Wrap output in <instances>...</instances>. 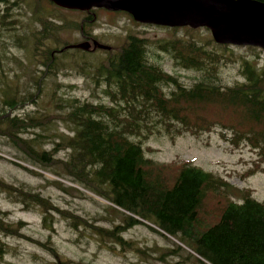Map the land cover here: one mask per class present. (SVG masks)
<instances>
[{
	"label": "trees",
	"instance_id": "16d2710c",
	"mask_svg": "<svg viewBox=\"0 0 264 264\" xmlns=\"http://www.w3.org/2000/svg\"><path fill=\"white\" fill-rule=\"evenodd\" d=\"M35 1L37 4L28 0H0V78L6 79L3 58L9 54L10 47L25 50L32 69L31 81L22 91L17 85L0 83L3 98L0 136L25 157L36 161L41 169L60 164L70 182L154 225L160 232L122 214L127 227L147 226L162 238L168 235L181 244L172 243L173 249L160 251L162 260L175 255L182 263L264 264V201H257L251 190L236 191L219 174L207 172L192 162L159 163L150 156L153 149L149 147V142L157 139L169 142L182 136L198 138L214 133L230 149L246 147L255 157L243 176L257 173L264 176V57L235 58L231 48L241 47L219 45L211 38L196 42L192 35L188 39L174 35L172 40L150 41L128 34L118 49L105 42H101L105 49H82L77 46L100 42L101 35L87 31L95 22L92 12L95 10L77 12L83 14L80 20L85 17L80 22H56L52 19L60 16L45 15L40 10L42 0ZM254 1L264 3V0ZM25 4L30 7L31 20L38 26L27 35L20 33V11ZM67 30L79 32L81 40L70 43L61 39L60 33ZM178 30L171 29L173 34ZM150 45L170 55L174 69L195 75L189 85L179 80L180 74L164 71L163 60L149 50ZM246 50L256 52L249 46ZM71 51L80 57L69 55ZM96 51L101 52L97 57ZM229 61L238 64L241 78L232 85L222 81L218 70ZM67 68L89 81L95 90L99 89L109 104L60 97L55 101L58 113L53 115L29 118L17 114L36 104L47 79H57L61 70ZM3 85L7 88L2 91ZM54 121L63 123L69 134H60V142L52 141L49 150L34 147L36 137L41 135L34 140L25 135L35 129L43 130ZM60 150L68 154L65 160L55 158ZM34 176L42 177L38 172ZM0 188L15 193L17 201L25 206L28 205L25 201L38 206L44 220L54 211L63 218L73 219L75 228L81 224L127 246L144 259L152 258L148 248L140 249L132 247L131 242L120 241L119 227L106 230L94 226L58 209L38 193L1 180ZM7 214L0 212V264L8 251L3 237L31 242L44 249L54 264H88L62 259L48 240H29L21 233L25 223L5 222Z\"/></svg>",
	"mask_w": 264,
	"mask_h": 264
},
{
	"label": "rangeland",
	"instance_id": "374dc122",
	"mask_svg": "<svg viewBox=\"0 0 264 264\" xmlns=\"http://www.w3.org/2000/svg\"><path fill=\"white\" fill-rule=\"evenodd\" d=\"M28 1L37 4L35 0ZM29 8L28 4H25L20 11L22 13V17H20L21 34L27 35L33 28L38 27L31 20ZM40 10L45 12L47 16H60L56 17L57 19H52L56 22L61 20L68 23L80 22L85 18L80 20L83 14L77 13L78 11L65 9L59 11V8L43 0L40 1ZM92 12L95 22L93 21L94 23L87 31L93 32L94 35H101L100 43L105 42L115 49L122 46L128 34L150 41L172 40L174 35L176 38L183 39H188V36L192 35L194 41H201L202 43L207 38H211L210 33L202 28L194 30V33H188L185 28H181L173 34L171 29L169 30L167 27L137 23L125 13H109L101 10ZM80 35L77 31L67 30L60 33V38L74 43L81 40ZM152 45H150L151 47L148 46L149 50L161 57L164 71L168 74H180L182 77L179 80L184 85H189L195 75L191 71L174 69L172 57L160 52L155 45ZM246 48L233 47L231 51L235 58L241 56L252 60L263 59L264 52L259 48H255V53L247 51ZM100 54V51L95 52L96 57ZM69 55L80 57V54L75 51L69 52ZM29 59L25 50L10 47L9 54L3 58L2 69L6 79L0 78V83L8 82V84L19 86V91L24 90V87L29 85L31 81L32 69ZM221 67L218 68L219 75L227 85L241 81L236 62L229 61ZM57 86L60 89H57ZM6 88L3 85L2 91ZM60 97H76L94 104H109V100L101 94L99 89L95 90L89 81L78 76L73 69L67 68L61 70L57 79L48 78L39 101L32 106L19 110L17 114L29 118L53 115L58 113L55 101ZM2 99L0 92V101ZM30 133L25 136L31 140H34L38 134L41 135L40 138L36 137L34 147L38 145L49 150L52 148V141L60 142L58 136L60 134L68 135L69 131L63 123L54 121L52 125L43 130L35 129ZM149 147L153 149L150 156L159 163L192 162L207 172L219 174L236 191L251 190L256 200L264 201V176L261 174H255L251 177L243 176V173L251 167L250 161L255 160V157L246 147L232 150L214 133L203 134L198 138L182 136L169 142L165 139H157L149 142ZM67 155L65 151L60 150L55 158L65 160ZM0 157V180L3 183L22 188L27 192L38 193L42 197L48 198L58 209L69 211L94 226L106 230L119 227L118 237L120 241L131 242L132 247L148 248L151 251L149 254L152 256V258L144 259L134 250L128 249L127 246L104 238L81 224L75 228L73 227V219L63 218L54 211L50 210V215L44 220L42 209L38 206L29 201H25L28 204L25 206L17 201L19 199L15 193L0 188V212L8 213L5 216V222L13 224L18 221L24 222L25 227L21 233L28 236L29 240L50 241L51 246L56 249L62 259L88 264H193L192 262H179L175 255L162 260L159 255L160 251H165L166 248L173 249L172 243H176V241L171 238H162L147 226L133 225L127 227L122 215H116L119 214L117 212L120 211L119 209L115 208L112 203L107 202L106 204L103 199H99V196L87 192L80 185L70 182L71 178L66 176L60 164L54 165L53 168L41 169L36 161L25 157L23 153L1 136ZM21 167L32 171L33 174L26 172ZM37 172L42 177L34 176ZM54 173L60 177H56ZM57 182L62 183L63 186ZM237 194L236 197H238ZM123 227L125 230H122ZM3 241L8 248L3 264H54V259L44 249L31 242L11 237H3Z\"/></svg>",
	"mask_w": 264,
	"mask_h": 264
},
{
	"label": "water",
	"instance_id": "95a60500",
	"mask_svg": "<svg viewBox=\"0 0 264 264\" xmlns=\"http://www.w3.org/2000/svg\"><path fill=\"white\" fill-rule=\"evenodd\" d=\"M70 10L103 8L126 12L135 22L155 26L206 28L216 44L264 50V3L254 0H49ZM106 48L94 43V47ZM87 49L88 45L77 46Z\"/></svg>",
	"mask_w": 264,
	"mask_h": 264
},
{
	"label": "bare ground",
	"instance_id": "6f19581e",
	"mask_svg": "<svg viewBox=\"0 0 264 264\" xmlns=\"http://www.w3.org/2000/svg\"><path fill=\"white\" fill-rule=\"evenodd\" d=\"M239 47V46H238ZM203 261V260H202Z\"/></svg>",
	"mask_w": 264,
	"mask_h": 264
}]
</instances>
